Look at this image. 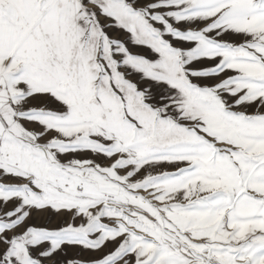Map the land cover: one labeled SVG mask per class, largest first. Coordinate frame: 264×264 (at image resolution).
I'll list each match as a JSON object with an SVG mask.
<instances>
[{
    "label": "snow or ice",
    "instance_id": "snow-or-ice-1",
    "mask_svg": "<svg viewBox=\"0 0 264 264\" xmlns=\"http://www.w3.org/2000/svg\"><path fill=\"white\" fill-rule=\"evenodd\" d=\"M0 264H264V0H0Z\"/></svg>",
    "mask_w": 264,
    "mask_h": 264
}]
</instances>
